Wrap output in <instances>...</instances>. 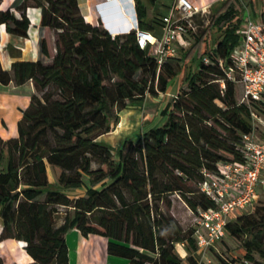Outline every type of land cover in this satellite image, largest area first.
<instances>
[{
  "label": "trees",
  "instance_id": "1",
  "mask_svg": "<svg viewBox=\"0 0 264 264\" xmlns=\"http://www.w3.org/2000/svg\"><path fill=\"white\" fill-rule=\"evenodd\" d=\"M134 1L140 29L155 31L161 17L151 21L148 11L158 0ZM29 7L40 9L54 54L44 39L47 60L15 62L11 70L0 62V84L31 81L35 88L18 137H0V243L23 242L19 259L29 257L26 264H69L67 235L77 229L84 237L106 238L108 255L130 264H207L195 228L184 229L170 209L173 196L195 215L215 208L200 188L205 173L217 172L222 161H243L251 108L238 100L220 62L231 64L244 3L216 4L210 23L192 35L182 55L162 65L139 47L135 31L112 36L97 12L83 16L78 0H24L20 18L0 8V31L4 26L27 37ZM213 32L219 38L210 48ZM180 72L186 86L164 109L163 126L116 148L99 140L115 130L123 110L166 92ZM226 230L208 253L212 264H264L263 204L231 217ZM227 238L241 243L243 259L221 251Z\"/></svg>",
  "mask_w": 264,
  "mask_h": 264
},
{
  "label": "built area",
  "instance_id": "2",
  "mask_svg": "<svg viewBox=\"0 0 264 264\" xmlns=\"http://www.w3.org/2000/svg\"><path fill=\"white\" fill-rule=\"evenodd\" d=\"M115 1L117 3L110 0L99 2V15L105 17V10L117 4L119 14L130 25L128 32H136L139 47L160 65L178 57L181 48L189 45L190 36L202 27L197 17H201L207 26L212 15L210 5L202 7L192 0H176L169 13L160 18V31L154 33L140 29L134 0ZM238 34L239 43L231 54V64L225 67L220 62V67L227 80L240 86L238 100L251 108L252 130L243 136L240 147L243 161L218 163L217 172L205 173V180L200 184L202 192L215 203V208L199 210L196 214L198 254L207 264H212L208 254L210 249L227 235L228 220L248 208L253 210L259 203L260 191L264 190V10L255 14L244 4ZM203 61L209 63L210 58L205 56ZM221 86L225 88L224 81ZM255 105H261L262 109Z\"/></svg>",
  "mask_w": 264,
  "mask_h": 264
},
{
  "label": "crops",
  "instance_id": "3",
  "mask_svg": "<svg viewBox=\"0 0 264 264\" xmlns=\"http://www.w3.org/2000/svg\"><path fill=\"white\" fill-rule=\"evenodd\" d=\"M24 0H2L1 10H10L16 17L20 18L19 7ZM117 3L115 0H110ZM176 0H158L153 7L149 8L148 19L156 20L169 13L171 7ZM199 6L213 7L223 0H192ZM112 4L105 10L104 26L107 31L115 35L128 33L130 25L128 20L121 17L117 4ZM79 7L85 18L90 17L92 13H98L97 5L94 9H90L89 0H78ZM255 14L258 11H254ZM99 14V13H98ZM27 16L31 22L28 36L18 37L10 35L4 26L0 31V62L5 70H11L12 64L19 61H44L47 57L42 52V42L47 40L50 54H54L53 35L50 30L40 26L41 11L38 8L29 7ZM200 24L201 17H197ZM201 25V24H200ZM157 30L160 31L159 25ZM214 46V45H213ZM212 46V47H213ZM211 47V48H212ZM182 49V48H181ZM35 88L30 81L22 86H15L13 83L9 85L0 84V137L4 140L18 137V122L22 118L23 112L28 107L31 96L34 94ZM161 95V94H160ZM158 95V96H160ZM172 95V94H170ZM177 95V94H176ZM163 96V97H162ZM162 101L154 97L146 98L142 106L129 107L120 113V123L124 122L123 128H115L112 131L99 138L116 148L124 145L126 142H136L142 135L151 130H145L151 127L157 119V115L161 113L166 122V116L163 115L164 109L173 101L168 100L169 94H163ZM239 99V97H238ZM149 100L153 110H148ZM158 102V103H157ZM127 129V130H126ZM117 130V131H116ZM108 136V137H107ZM121 137V138H120ZM117 144V145H116ZM51 174V173H50ZM53 177V174H51ZM54 178V177H53ZM259 197V201H260ZM2 229V220L0 218V232ZM107 239L97 235L84 237L77 229L72 230L67 235V245L69 249V264H130L127 260L109 256L107 253ZM23 242L13 240L11 243L3 241L0 243V258L5 263H20L19 252L24 247ZM28 262L31 261L27 257ZM2 260V261H3Z\"/></svg>",
  "mask_w": 264,
  "mask_h": 264
},
{
  "label": "rangeland",
  "instance_id": "4",
  "mask_svg": "<svg viewBox=\"0 0 264 264\" xmlns=\"http://www.w3.org/2000/svg\"><path fill=\"white\" fill-rule=\"evenodd\" d=\"M101 1H103V0H89V2L91 3L90 4V9H94L95 4L97 2H101ZM241 2L244 3V4H246V5H248L253 10L256 9L258 12L261 11V10H264V0H241ZM253 3L255 4L256 8H254ZM200 24L202 26H204L203 22H201V21H200ZM101 26H102V24H101ZM202 28L200 30H202ZM157 29L158 28H156V30ZM218 36L219 35H218L217 32H213L211 38L209 39L210 45H211L210 48L213 45H215L216 41L219 38ZM194 39H195L194 36L191 35L190 38L188 39L189 40V44L191 42H193ZM181 55H182V51H180L179 57ZM197 67H198V65H197V63H195L193 65V67L191 68L192 71H196L197 70ZM182 74H183V72H180L178 75H176L169 82V85L167 87L166 92L160 93L161 94V95L159 94L160 96H151V95H148L146 98L154 97L155 99H158V100H161L162 101L161 96L163 94H167L168 93L169 94V97L167 99L168 100H171V99L173 100V98L175 97V95L180 91L181 87L186 86L182 82ZM170 94H172V95H170ZM240 95H241V89H240V86L238 85L237 86V92H236L237 98L240 97ZM151 104L152 103L149 100V104H148V107L147 108L150 111L153 110L154 108H156V107H151ZM122 123L124 124L125 123V120ZM120 124L121 123L119 122L117 126L119 127ZM164 124H165V119H163V117H162V115L160 113V114L157 115V119L153 123V125H151V127H147L145 130H148L150 128L161 127ZM117 126H116V128H118ZM50 179H51V181H54V178L52 177L51 174H50ZM260 199L261 200L259 201V203L264 205V190H261L260 191ZM172 201H173V204H172V207L170 209V213L179 221V223L182 225V227L184 229L195 228L196 227V215L187 207V205L179 197L173 196L172 197ZM251 210H252V208H248L244 212L251 211ZM176 249H177V252L179 253V255L182 258H185L187 256L186 251L184 250V248L181 245H177L176 246ZM220 249H221V251H227V253L229 255H231L232 257H235L238 260L243 259L244 256H245V254H246V251L243 248V246L241 245V243L238 242V241H236V240H234V239H230V238H227L226 244L220 245ZM27 262H28V259L26 258L25 260L21 261L19 264H26ZM3 264H8V263H5L4 260H3ZM13 264H18V263H13ZM214 264H219V263H214Z\"/></svg>",
  "mask_w": 264,
  "mask_h": 264
},
{
  "label": "clouds",
  "instance_id": "5",
  "mask_svg": "<svg viewBox=\"0 0 264 264\" xmlns=\"http://www.w3.org/2000/svg\"><path fill=\"white\" fill-rule=\"evenodd\" d=\"M100 17H101V21H102V24H103V27H104V26H105V25H104L105 17H104V16H100ZM105 27H106V26H105ZM105 27H104V28H105ZM105 29H106V28H105Z\"/></svg>",
  "mask_w": 264,
  "mask_h": 264
},
{
  "label": "bare ground",
  "instance_id": "6",
  "mask_svg": "<svg viewBox=\"0 0 264 264\" xmlns=\"http://www.w3.org/2000/svg\"><path fill=\"white\" fill-rule=\"evenodd\" d=\"M123 126H124V124L123 123H121L120 125H119V129H121V128H123ZM127 130V129H126ZM117 131V130H116ZM115 132V131H114ZM121 138V137H120ZM117 145V144H116Z\"/></svg>",
  "mask_w": 264,
  "mask_h": 264
}]
</instances>
